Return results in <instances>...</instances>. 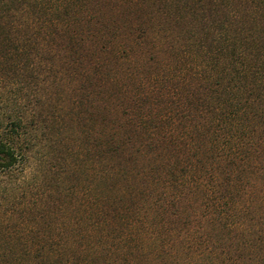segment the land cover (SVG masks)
<instances>
[{"label": "trees", "instance_id": "obj_1", "mask_svg": "<svg viewBox=\"0 0 264 264\" xmlns=\"http://www.w3.org/2000/svg\"><path fill=\"white\" fill-rule=\"evenodd\" d=\"M0 264H264V0H0Z\"/></svg>", "mask_w": 264, "mask_h": 264}, {"label": "rangeland", "instance_id": "obj_2", "mask_svg": "<svg viewBox=\"0 0 264 264\" xmlns=\"http://www.w3.org/2000/svg\"><path fill=\"white\" fill-rule=\"evenodd\" d=\"M35 155V154H34ZM38 157V158H37ZM37 157H36V155H35V158H32L31 159V161H30V169H31V171L33 170V168L34 167H36L37 166V163L39 162L38 161V159L39 158H41V157H39V155H37ZM37 158V159H36ZM67 159V158H66ZM43 160H46L47 162L46 163H43V166H44V169L46 168L47 169V167H49V166H51V165H54L56 162H58V160H57V158H54V157H51V155L49 154L48 156H47V158H44ZM56 167L54 166L52 169H51V171L50 172H48L47 173V181L49 182V184H51V185H53L54 184V181H56V179H58L59 178V176L62 174V173H59L58 174V176H56ZM55 172H54V171ZM62 177H68V178H76V180H82L83 178H84V175H83V172H82V170H81V168L79 169V170H77L76 171V173H74V175H73V173H65V174H63V176ZM67 180V179H66ZM53 189V188H52Z\"/></svg>", "mask_w": 264, "mask_h": 264}]
</instances>
